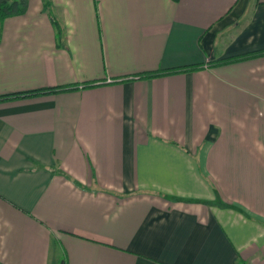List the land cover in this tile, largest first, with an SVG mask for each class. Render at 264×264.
Returning a JSON list of instances; mask_svg holds the SVG:
<instances>
[{
	"label": "crops",
	"instance_id": "1",
	"mask_svg": "<svg viewBox=\"0 0 264 264\" xmlns=\"http://www.w3.org/2000/svg\"><path fill=\"white\" fill-rule=\"evenodd\" d=\"M48 1L0 21V96L73 87L0 100V264H264V54L215 63L264 0Z\"/></svg>",
	"mask_w": 264,
	"mask_h": 264
},
{
	"label": "trees",
	"instance_id": "2",
	"mask_svg": "<svg viewBox=\"0 0 264 264\" xmlns=\"http://www.w3.org/2000/svg\"><path fill=\"white\" fill-rule=\"evenodd\" d=\"M173 1H176V0H173ZM27 2H28V0H0V21L4 20L5 18H8V17L23 14L26 10ZM42 4H43L44 9L48 12L49 11V1L48 0H42ZM50 18H51V16H50ZM52 24L54 26H56V28L58 27L56 21H52ZM262 54H264V50L259 51V52H254L251 54H246L244 56H240V57H236V58L218 61L215 63L216 64H222V63H227L230 61H237L240 59L252 57L255 55H262ZM186 69H194V67L179 68V69L169 70L166 72H150V73L145 74V77H154V76H157L161 73H176V72L184 71ZM70 89H73V87L64 86V85L63 86H52V87H46V88L37 89V90H28V91H24V92H20V93L6 94L5 96H0V100L8 99V98H17V97H22V96L35 95V94L57 93V92H63V91L70 90Z\"/></svg>",
	"mask_w": 264,
	"mask_h": 264
}]
</instances>
